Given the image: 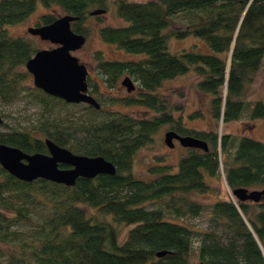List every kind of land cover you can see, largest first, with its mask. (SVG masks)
Listing matches in <instances>:
<instances>
[{
    "label": "trees",
    "instance_id": "1",
    "mask_svg": "<svg viewBox=\"0 0 264 264\" xmlns=\"http://www.w3.org/2000/svg\"><path fill=\"white\" fill-rule=\"evenodd\" d=\"M38 3L77 17L71 28L85 36L91 11L114 6L126 24L99 32L138 58L106 60L96 53L97 69L108 87L130 75L139 93L120 102L144 105L153 115L103 109L107 99L90 80L98 109L24 85L21 68L39 49L29 38L10 36L7 27L27 18ZM55 19L44 14L40 24ZM187 37L202 39L211 52L170 51L172 38ZM263 65L264 0H0V101L29 96L45 113L39 124L0 130V143L47 153L49 139L75 154L102 156L116 168L113 175L78 178L67 186L42 178L22 181L0 165V264H192L193 256L197 264H264L263 209L229 197L208 203L195 197L211 190L208 179L214 177H222L230 191L264 188V143L184 127L156 92L166 79L194 71L198 89L212 96L211 116L237 120L247 107L245 84ZM250 117L264 119V100L253 103ZM164 124L206 141L208 149L189 148L176 171L158 164L149 169L150 178H136V151ZM201 214L208 216L206 229L178 221ZM158 251L166 254L157 257Z\"/></svg>",
    "mask_w": 264,
    "mask_h": 264
},
{
    "label": "rangeland",
    "instance_id": "2",
    "mask_svg": "<svg viewBox=\"0 0 264 264\" xmlns=\"http://www.w3.org/2000/svg\"><path fill=\"white\" fill-rule=\"evenodd\" d=\"M44 14H51L56 18L65 14V12L57 5L45 8L40 3L37 4L34 11L23 21L7 27L8 33L12 37H26L38 47V49H50L56 45L49 41L41 40L38 36L28 32L30 27L40 24V18ZM126 21L118 17L115 13V7L109 6L107 11L96 17L92 16L87 19L85 25L89 32L86 36L85 44L72 52L88 70V82L96 85L98 93L104 102L103 109L124 112L138 118H148L153 115V110L140 104H124L121 99L124 97H136L139 93L138 82H134L136 91L128 95L125 86L121 85V81L128 74H122L116 81L114 87H108L104 82L102 75L97 69V60L95 54L100 53L106 60H125L129 58H138L136 55L127 53L123 49L118 48L115 44L107 43L100 34V28L103 26H122ZM195 46L197 48H195ZM182 49H193L200 52H211L206 43L200 38L187 37L184 39L172 38L170 40V51L179 53ZM27 73L24 85L35 87L32 75L25 67L21 68ZM200 76L194 71H189L183 75L166 79L157 88V93L166 99L173 109V117L180 118L184 127L196 130L216 131L218 134L228 133L235 137L247 136L264 143V119L250 117L251 106L257 100H264V65L252 75V80L245 84L243 100L247 107L242 111L241 116L237 120L222 121V119H214L211 116L210 99L211 95L202 92L197 87ZM37 88V87H36ZM90 89V87H89ZM98 99V96L92 94ZM108 99H116L119 102L110 103ZM101 102L100 100H98ZM121 101V102H120ZM73 104V103H69ZM79 104V103H74ZM87 104V103H85ZM54 110H61L58 106ZM199 112L201 115L192 116L193 113ZM44 111L38 101L33 100L29 96L16 99L12 103H2L0 101V116L2 117L0 130L6 131L13 126H30L31 124H39L44 118ZM171 130L170 124H164L153 134L151 142L140 147L132 159V172L136 178L148 179L151 177L149 169L158 164L171 166V171H176L179 159L188 153L189 148L183 147L175 139L172 140L173 146L168 147L164 142L165 133ZM223 158V154H222ZM221 158V159H222ZM220 171L223 174L222 164ZM211 190L205 194H197L195 197L203 203L212 202L218 198L229 197L236 199L228 189L225 180L221 177L208 179ZM248 189H261L260 187H248ZM263 205L258 206L255 203H248L255 209L264 210ZM208 216L201 214L197 217H186L178 221L189 225L196 230L206 229L209 225ZM126 227H122L125 231ZM196 244V243H195ZM192 264H197L196 257H192Z\"/></svg>",
    "mask_w": 264,
    "mask_h": 264
},
{
    "label": "water",
    "instance_id": "3",
    "mask_svg": "<svg viewBox=\"0 0 264 264\" xmlns=\"http://www.w3.org/2000/svg\"><path fill=\"white\" fill-rule=\"evenodd\" d=\"M104 9H95L91 15L104 13ZM77 17L64 14L53 22L30 27L28 32L56 45L50 49H39L25 63L26 70L32 75L33 84L44 93L60 98L67 103H87L95 108L100 105L88 93V70L79 59L72 54L86 42V36L74 32L71 23ZM128 92L135 89V84L129 76L121 81ZM2 118L0 116V123ZM175 139L183 147L197 148L206 151V141L190 136L181 135L175 130H168L164 142L172 147ZM48 153H26L23 150L0 143V165L14 177L30 182L42 178L55 183L72 186L78 178H93L99 174L113 175L116 168L102 156H86L75 154L65 147L46 139ZM65 168H62L61 166ZM231 194L239 201L259 202L264 195V188L248 189L238 187ZM166 254L158 251L157 257Z\"/></svg>",
    "mask_w": 264,
    "mask_h": 264
},
{
    "label": "flooded vegetation",
    "instance_id": "4",
    "mask_svg": "<svg viewBox=\"0 0 264 264\" xmlns=\"http://www.w3.org/2000/svg\"><path fill=\"white\" fill-rule=\"evenodd\" d=\"M87 84H88V93L91 95V93L89 92L90 91V89H89V83H88V77H87ZM122 85V84H121ZM136 86H135V89L133 90V91H131V92H128V95H131L133 92H135L136 91ZM182 135V134H181ZM47 153H48V151H47ZM62 168H65L64 166H61ZM263 198H264V195H262L261 196V199L259 200V202H252V201H249V200H247V201H244V202H246V203H255L256 205H258V206H261V205H263V202H262V200H263Z\"/></svg>",
    "mask_w": 264,
    "mask_h": 264
}]
</instances>
